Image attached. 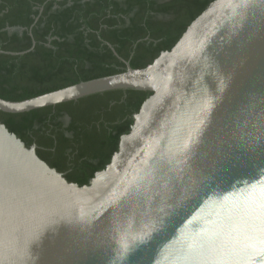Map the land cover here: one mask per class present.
Segmentation results:
<instances>
[{
  "label": "water",
  "instance_id": "95a60500",
  "mask_svg": "<svg viewBox=\"0 0 264 264\" xmlns=\"http://www.w3.org/2000/svg\"><path fill=\"white\" fill-rule=\"evenodd\" d=\"M124 62L123 72L0 97L1 112L22 113L149 92L83 185L0 121V264H264V0H211L146 66Z\"/></svg>",
  "mask_w": 264,
  "mask_h": 264
},
{
  "label": "trees",
  "instance_id": "16d2710c",
  "mask_svg": "<svg viewBox=\"0 0 264 264\" xmlns=\"http://www.w3.org/2000/svg\"><path fill=\"white\" fill-rule=\"evenodd\" d=\"M210 1L0 0V50L25 51L0 53V97L26 99L123 72L124 61L144 67ZM148 95L105 91L22 113L0 111V121L68 181L83 185L109 162Z\"/></svg>",
  "mask_w": 264,
  "mask_h": 264
}]
</instances>
